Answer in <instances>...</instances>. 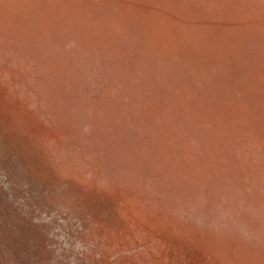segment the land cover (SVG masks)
Listing matches in <instances>:
<instances>
[{"label": "rangeland", "instance_id": "obj_1", "mask_svg": "<svg viewBox=\"0 0 264 264\" xmlns=\"http://www.w3.org/2000/svg\"><path fill=\"white\" fill-rule=\"evenodd\" d=\"M0 264H264V0H0Z\"/></svg>", "mask_w": 264, "mask_h": 264}]
</instances>
